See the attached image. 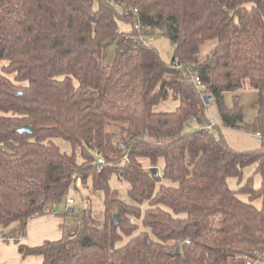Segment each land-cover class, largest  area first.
I'll return each instance as SVG.
<instances>
[{"label": "trees", "instance_id": "trees-1", "mask_svg": "<svg viewBox=\"0 0 264 264\" xmlns=\"http://www.w3.org/2000/svg\"><path fill=\"white\" fill-rule=\"evenodd\" d=\"M94 1L0 0L1 239L13 237L41 264L263 260L264 151L237 152L208 129L186 127L205 116L210 96L221 125L239 129V97L227 108L224 96L247 82L259 104L250 127L264 132V0H98L97 9ZM155 33L174 45L170 63L145 43ZM207 40L217 44L200 61ZM170 94L178 106L156 112ZM25 126L30 134L19 132ZM159 160L162 177L151 172ZM252 165L260 186L250 177L231 190L227 179ZM111 175L129 184L133 204L110 189ZM77 180L103 193L102 219L84 212L57 241L19 244L28 221Z\"/></svg>", "mask_w": 264, "mask_h": 264}, {"label": "rangeland", "instance_id": "rangeland-1", "mask_svg": "<svg viewBox=\"0 0 264 264\" xmlns=\"http://www.w3.org/2000/svg\"><path fill=\"white\" fill-rule=\"evenodd\" d=\"M93 7L95 9L98 8V0L93 2ZM120 30L123 32H129L130 27L120 24ZM145 43L154 47L165 62H171L175 49L168 37L159 33H155L150 37H147L145 39ZM216 44V40H207L203 42L197 55L198 60H203L216 46ZM123 47L124 46H120L119 48L122 49ZM117 48V43H113L108 47L105 59L106 64L113 63ZM233 96L239 97V104L242 110L243 123L239 129L227 128L221 125L218 110L213 102L208 105L205 116L201 117L199 121L191 120L188 123L186 129L193 130L195 128H209L210 132L213 133L216 138L221 139L229 148L237 152L257 150L264 151V140L260 142L258 139H256L254 136L255 130L250 127L257 116V111L259 108L257 93L251 89L246 82L243 88L236 93L225 94L224 104L227 108H231L233 106ZM177 106L178 100L170 94L166 99L157 104L154 107V110L156 112H171ZM55 142L62 152L71 154L72 149L67 142L60 139H55ZM141 162L143 165L148 166V161L146 159H142ZM156 168L158 175L160 176L163 168L162 160H159ZM254 170L255 165L244 168L242 171L241 180L237 178H228V187L233 191H237L238 188L242 186L248 178L251 177L253 181V187L258 188L260 186L261 177L259 174H254ZM162 182L164 183L163 180ZM109 187L112 191L117 193L120 201L129 205L133 204L132 200L128 196L129 184L126 181L118 179L115 175H111L109 179ZM77 188L78 189H70L65 198L73 201V204L69 207L72 213L70 212L66 215V222L69 228H76L79 223V216H81L84 212L89 213L92 217L98 220H101L103 215V193L94 189L90 181H88L83 187L81 185V181H79L77 183ZM241 199L246 200L247 197L241 196ZM255 204L258 205L259 201H256ZM56 206L59 207V210L65 212V200L57 203ZM143 209L144 206L141 207V212ZM138 225L141 226V223L138 222ZM253 264H264V258L263 260L260 259Z\"/></svg>", "mask_w": 264, "mask_h": 264}, {"label": "crops", "instance_id": "crops-1", "mask_svg": "<svg viewBox=\"0 0 264 264\" xmlns=\"http://www.w3.org/2000/svg\"><path fill=\"white\" fill-rule=\"evenodd\" d=\"M65 212L56 206L49 214L31 218L27 223L25 238L18 240L19 244L35 247L45 241H57L62 238L69 228L66 222ZM2 229L0 228V236ZM12 241H4L0 237V264H41L40 256L23 257L18 251V244L13 237Z\"/></svg>", "mask_w": 264, "mask_h": 264}, {"label": "built area", "instance_id": "built-area-1", "mask_svg": "<svg viewBox=\"0 0 264 264\" xmlns=\"http://www.w3.org/2000/svg\"><path fill=\"white\" fill-rule=\"evenodd\" d=\"M110 2H111V4L113 3V1L112 0H110ZM135 30H137L138 32H140V27L138 26V25H135ZM194 83L195 84H197L198 86H199V84H200V82H199V80L197 79V78H194ZM205 97V96H204ZM204 99V98H203ZM204 102H206V103H208V104H211L212 103V99L210 98V99H205L204 100ZM208 130L210 131V129L208 128ZM254 136H255V138L256 139H258L260 142L261 141H263L264 140V132H255L254 133ZM97 163L99 164V165H103L104 164V161H103V159L102 158H99L98 160H97ZM159 177H162V174L159 176ZM80 180H77V182H76V184H75V186L77 187V183L79 182ZM70 189H73V187L71 186L70 187ZM73 204V201L72 200H70V199H65V208H66V210H65V212H68V213H70L71 212V209L69 208L70 207V205H72ZM53 209L56 207V204H54V205H52L51 206ZM51 212V209L50 208H47L46 210H45V214H49ZM72 213V212H71ZM8 241H12V238H8ZM246 264H252L251 262H247Z\"/></svg>", "mask_w": 264, "mask_h": 264}, {"label": "water", "instance_id": "water-1", "mask_svg": "<svg viewBox=\"0 0 264 264\" xmlns=\"http://www.w3.org/2000/svg\"><path fill=\"white\" fill-rule=\"evenodd\" d=\"M206 98H207V99H210L211 97H210V96H205V97H204V100H205ZM205 104H206V105H209V104L206 103V102H205ZM252 123H254V121H253ZM19 132H20V133H29V134H30V133L32 132V128H30V127H26V126H25V127H22V128L19 130ZM151 172H152L154 175L157 174V168H152V169H151ZM114 219H115V221H116V223H117V222H118V216H117V214L114 215Z\"/></svg>", "mask_w": 264, "mask_h": 264}]
</instances>
